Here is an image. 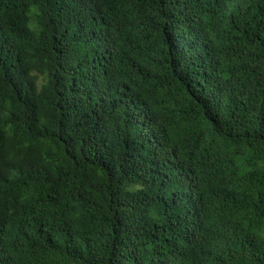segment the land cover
I'll return each instance as SVG.
<instances>
[{
  "label": "trees",
  "instance_id": "16d2710c",
  "mask_svg": "<svg viewBox=\"0 0 264 264\" xmlns=\"http://www.w3.org/2000/svg\"><path fill=\"white\" fill-rule=\"evenodd\" d=\"M0 264H264V0H0Z\"/></svg>",
  "mask_w": 264,
  "mask_h": 264
}]
</instances>
